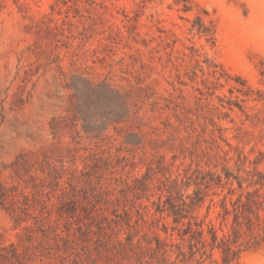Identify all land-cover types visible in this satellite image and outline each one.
<instances>
[{"label": "rangeland", "instance_id": "rangeland-1", "mask_svg": "<svg viewBox=\"0 0 264 264\" xmlns=\"http://www.w3.org/2000/svg\"><path fill=\"white\" fill-rule=\"evenodd\" d=\"M0 264H264V0H0Z\"/></svg>", "mask_w": 264, "mask_h": 264}, {"label": "trees", "instance_id": "trees-1", "mask_svg": "<svg viewBox=\"0 0 264 264\" xmlns=\"http://www.w3.org/2000/svg\"><path fill=\"white\" fill-rule=\"evenodd\" d=\"M177 1H180V0H177Z\"/></svg>", "mask_w": 264, "mask_h": 264}]
</instances>
